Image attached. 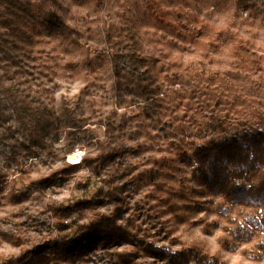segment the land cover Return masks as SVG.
<instances>
[{
    "label": "rangeland",
    "instance_id": "obj_1",
    "mask_svg": "<svg viewBox=\"0 0 264 264\" xmlns=\"http://www.w3.org/2000/svg\"><path fill=\"white\" fill-rule=\"evenodd\" d=\"M255 1L264 11V0ZM236 2L30 0L42 68L30 62L19 89L61 121L67 111L79 127L52 132L43 149L27 152L23 128L2 106L0 264H132L117 255L134 251L137 263L168 264L156 252L141 256L150 244L172 253L195 245L223 264H264V218L250 204L234 207L229 215L237 221L231 222L215 208L219 197L192 177L197 144L264 126V14ZM47 12L73 30L72 38L41 24ZM129 31L140 44L138 70L162 87L146 101L133 86H114L110 58L126 50ZM62 169L65 180L46 184ZM177 189L186 197L171 194ZM164 199L188 206L177 209V219ZM112 215L128 236L94 243L72 262L59 252L57 263L40 256L51 253L53 242L76 238L82 227ZM244 215L260 223H246L253 228L248 239L233 233ZM39 247V255L23 260L24 251Z\"/></svg>",
    "mask_w": 264,
    "mask_h": 264
},
{
    "label": "trees",
    "instance_id": "obj_2",
    "mask_svg": "<svg viewBox=\"0 0 264 264\" xmlns=\"http://www.w3.org/2000/svg\"><path fill=\"white\" fill-rule=\"evenodd\" d=\"M236 1L239 8L252 14L254 12L264 14L255 0ZM33 16L30 0H0V60L5 65L0 68V97L2 98L0 99V120H3L2 110L5 108L2 106L7 105L24 130V140L27 144L21 143V145L27 152L34 153L44 148L45 136L52 132L57 135L63 129L79 126L76 127L75 119L68 115L67 111L65 119L61 121L47 104L38 101L37 98L29 97L19 89V86L24 84L25 79L23 80L22 76L28 74L25 71L28 70L26 66L30 62L38 69L42 68L41 56L34 49L38 44L33 41L36 27ZM41 24L46 26L51 34H58L65 40L72 38L74 33L52 12L41 15ZM129 38L131 40L126 50L121 51V54H112L110 58L114 86L117 89L122 86L126 88L133 86L140 91L146 101L158 96L162 87L156 81L155 76L138 70L142 61V57L137 53L140 50V44L134 39L132 31H129ZM71 42L75 40L72 39ZM11 65L15 67L13 72L10 71ZM125 68L129 69L126 71ZM62 123L64 126L61 129ZM99 145L102 144L99 143ZM178 149L180 156L186 158L185 150L181 147ZM191 152L197 159V163L192 168V177L200 183L201 187L211 193L212 198L219 197L220 203L215 208L220 214L226 215L231 222H236V217L229 215L232 209L236 207L238 211H242L246 205L252 204L256 212L264 218V171L262 170L264 167V126H260L256 134H249L245 130L241 133L216 134L208 142L197 144ZM84 160L87 161V159ZM73 168L76 167L69 166L67 169ZM67 169L53 172L45 181L46 184L65 180L68 174ZM171 194H181L182 197L187 195L184 189L174 190ZM164 202L166 206L173 209L177 219L180 216L177 209L188 206L185 201L179 205H175L171 199H164ZM64 212L68 213L69 210L66 209ZM244 216L245 223L236 225L233 233L237 238L248 239L253 228L247 227L246 223L254 226L260 223L252 216ZM115 221L113 215L103 217L98 224L82 227L83 231L76 238H64L63 241L47 244L50 245V254L44 251L40 254L41 247L34 248L32 251H24L23 260L34 254H40L41 257L43 255L45 258L47 254L52 261L57 263L60 260L57 255L59 252L72 262L82 257L85 249L94 243L117 242L120 238L128 236V233L124 232L121 226L116 225ZM136 252L134 251L132 255L119 253L117 256L132 264H141L136 261ZM139 252L142 257H145L148 252H156L167 257L168 264H223L215 257L207 258L198 251L195 245L172 253L163 247H153L150 244L144 246Z\"/></svg>",
    "mask_w": 264,
    "mask_h": 264
},
{
    "label": "bare ground",
    "instance_id": "obj_3",
    "mask_svg": "<svg viewBox=\"0 0 264 264\" xmlns=\"http://www.w3.org/2000/svg\"><path fill=\"white\" fill-rule=\"evenodd\" d=\"M78 157L79 156L77 154H73L69 158L72 159V160H78Z\"/></svg>",
    "mask_w": 264,
    "mask_h": 264
}]
</instances>
